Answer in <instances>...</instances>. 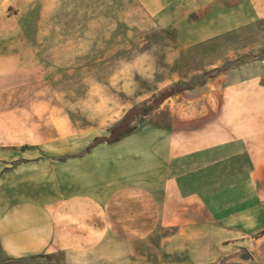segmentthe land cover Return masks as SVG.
<instances>
[{
    "label": "crops",
    "instance_id": "1",
    "mask_svg": "<svg viewBox=\"0 0 264 264\" xmlns=\"http://www.w3.org/2000/svg\"><path fill=\"white\" fill-rule=\"evenodd\" d=\"M203 5L191 25L178 28L180 37L203 42L264 19V0ZM221 79L220 92L208 91L218 77L195 89L207 93L203 116L223 122L252 116L253 131L239 125L238 136L230 137L229 126H189L175 116L167 127L150 121L157 107L136 117L132 132L89 150L128 109L108 127L57 129L45 147L0 145V264H36L58 252L62 264H118L119 249L128 253V246L142 245L137 239L160 227L174 228L163 238L175 245L210 241L221 230L235 234L227 238L249 236L254 251L245 264H264V234L255 235L264 228V65L241 64ZM231 142L233 154L248 153L249 175L200 196L184 194L180 178L230 156ZM219 150L222 155H215ZM233 218L236 224L226 222ZM215 220H225L224 227ZM193 256L188 261L198 264Z\"/></svg>",
    "mask_w": 264,
    "mask_h": 264
},
{
    "label": "rangeland",
    "instance_id": "2",
    "mask_svg": "<svg viewBox=\"0 0 264 264\" xmlns=\"http://www.w3.org/2000/svg\"><path fill=\"white\" fill-rule=\"evenodd\" d=\"M204 1L0 0V145L45 147L62 127H108L127 109L148 106L174 86L189 89L167 97L150 121L169 127L175 116L189 126H229L230 137L238 136L239 125L253 131L252 116L229 122L203 116L207 93L195 89L215 74L212 78L219 80L210 81L214 87L210 84L208 91L220 92L223 71L259 61L264 65V19L203 42L180 37L178 28L192 24ZM234 143L224 160L182 176L183 193L200 196L248 176V153L233 154ZM231 201L232 207L240 204ZM223 222L212 224L223 228ZM172 232L160 227L137 239L142 245L128 246V253L122 247L118 264H191L193 255L198 264H228L238 253L252 256L254 251L249 236L227 238L235 234L226 230L210 241L194 238L179 245L164 241ZM62 259L58 252L36 264H62Z\"/></svg>",
    "mask_w": 264,
    "mask_h": 264
},
{
    "label": "trees",
    "instance_id": "3",
    "mask_svg": "<svg viewBox=\"0 0 264 264\" xmlns=\"http://www.w3.org/2000/svg\"><path fill=\"white\" fill-rule=\"evenodd\" d=\"M215 74H209L207 75V78L209 77H214ZM182 89H189V87H180V86H174L169 90H164L162 91L159 95L155 96L151 102L150 105L148 106H133L129 108L125 114L122 116L120 121L113 125L110 128V134L109 136L105 137H95L94 141L87 146V150H89L92 146L95 144L102 142V141H107V142H112L116 141L122 136L132 132L136 127L131 125L132 121L138 117V116H144L148 114L150 111L153 109L157 108L158 105H160L167 97L179 92Z\"/></svg>",
    "mask_w": 264,
    "mask_h": 264
},
{
    "label": "water",
    "instance_id": "4",
    "mask_svg": "<svg viewBox=\"0 0 264 264\" xmlns=\"http://www.w3.org/2000/svg\"><path fill=\"white\" fill-rule=\"evenodd\" d=\"M251 260V255L247 251H242L229 259L228 264H245Z\"/></svg>",
    "mask_w": 264,
    "mask_h": 264
}]
</instances>
